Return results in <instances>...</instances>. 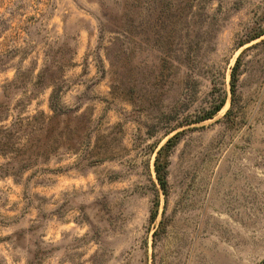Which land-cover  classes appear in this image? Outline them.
<instances>
[{"label": "rangeland", "instance_id": "rangeland-1", "mask_svg": "<svg viewBox=\"0 0 264 264\" xmlns=\"http://www.w3.org/2000/svg\"><path fill=\"white\" fill-rule=\"evenodd\" d=\"M263 27L264 0H0V264H264Z\"/></svg>", "mask_w": 264, "mask_h": 264}, {"label": "trees", "instance_id": "trees-1", "mask_svg": "<svg viewBox=\"0 0 264 264\" xmlns=\"http://www.w3.org/2000/svg\"><path fill=\"white\" fill-rule=\"evenodd\" d=\"M262 35H264V27L258 28L252 35L247 36V37L249 40H252V39L259 38ZM241 45H243V43H241L240 46ZM238 62H239V56L236 59V63L232 67L231 74H230V77H231V93H232V98L230 101L231 106H233V104H234L235 83L237 81V76H238V74H237ZM224 103H225V100L221 99L220 102L218 104H216L210 111L206 112L203 116H201L200 121L211 118L214 114H216L222 108ZM231 111H232V109L230 108L227 111L226 115H229L231 113ZM170 140L171 139H169L168 142H170ZM168 145H169V143L166 144V146H168ZM155 170H156L157 179H158V182L160 184V187L164 190L165 186H166V173H165V170H164L162 163H160L158 161V159H156Z\"/></svg>", "mask_w": 264, "mask_h": 264}]
</instances>
